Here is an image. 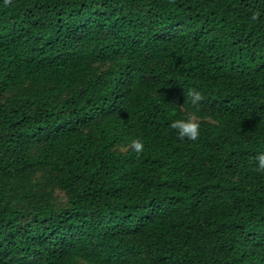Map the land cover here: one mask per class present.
Here are the masks:
<instances>
[{
	"label": "trees",
	"instance_id": "16d2710c",
	"mask_svg": "<svg viewBox=\"0 0 264 264\" xmlns=\"http://www.w3.org/2000/svg\"><path fill=\"white\" fill-rule=\"evenodd\" d=\"M259 154L264 0H0V264H264Z\"/></svg>",
	"mask_w": 264,
	"mask_h": 264
},
{
	"label": "clouds",
	"instance_id": "9594fccd",
	"mask_svg": "<svg viewBox=\"0 0 264 264\" xmlns=\"http://www.w3.org/2000/svg\"><path fill=\"white\" fill-rule=\"evenodd\" d=\"M6 5H10L12 0H4ZM175 0H170V3H174ZM260 18L259 12H253L251 15L252 21H257ZM185 97H187L186 103H189L193 111L189 112L184 118L174 119L170 127L178 132V138L180 140H190L197 141L200 136V117L198 113L201 108V102L204 97L197 88H189L184 92ZM184 106V105H183ZM182 106V107H183ZM130 149L139 156L144 151V144L139 139L131 141L129 145ZM256 167L253 171L264 173V154H259L256 158Z\"/></svg>",
	"mask_w": 264,
	"mask_h": 264
}]
</instances>
